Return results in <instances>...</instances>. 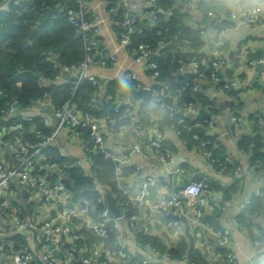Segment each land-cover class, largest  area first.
Masks as SVG:
<instances>
[{"label": "crops", "instance_id": "1", "mask_svg": "<svg viewBox=\"0 0 264 264\" xmlns=\"http://www.w3.org/2000/svg\"><path fill=\"white\" fill-rule=\"evenodd\" d=\"M110 1L112 0H92L89 7L93 12L105 16ZM169 1L172 3L167 10L162 8L160 2L155 7L158 20L149 15H140V32L132 36L129 44L120 42V17L106 20L102 25V42L109 49L118 53L120 62L114 68L93 64L89 69L97 78L95 96L93 97L96 102L101 104L104 100H111L116 106L121 102L122 97L125 98L129 95L136 101V113L139 121L134 124L123 123L120 114L114 119L106 115L103 119H98L100 129L104 132L111 152L116 157L126 155L130 158V162L126 166L130 167L131 171L128 174H122L121 183L124 190H119L121 196L115 200L120 209L119 202L122 198L136 193L145 180L153 177L155 182L147 191V202L138 207L136 214L138 226L141 229L139 231L148 228L146 235L155 238L162 245L160 248L162 251L183 244L181 255H172L171 258L160 257L161 260L166 264H187V259L198 264H226L224 249L213 232L214 228L226 225L232 228L233 236L238 243L239 264H248V258L254 254L253 239L257 234L264 232V205L262 209L248 212L259 185L263 188L264 194V126L260 125L257 120L258 116H264V68L260 63V60H264V28L260 25H247L241 16L232 18L231 12L237 10L240 5L229 4L226 0H207V9L201 7L203 0ZM256 1L262 4L264 12V0ZM181 7H186L188 14L184 24L192 28L194 34H192V45L190 44L191 40H184L175 34L181 42L178 52L183 53V57L187 53H192L193 56H206L209 59L214 46L223 47L227 63L224 77L239 79L235 87L228 89L212 80L200 82L195 100L201 107L207 102L214 104L213 109L209 111L215 121L214 128L207 129L203 126L206 118L200 116L201 110L191 117L180 109V114L183 117L190 118L189 120L194 122L191 128H186L188 131L195 129L207 141L205 146L213 152V155L222 160L225 157L231 159L226 167L217 162L211 166L202 155L198 143L191 136L183 134L182 137L189 139L188 143H184L182 137L173 133L168 127L171 119L163 110L156 111L159 115L158 124L166 134L164 146L174 155V162L160 161L148 141L150 128L147 119L148 110L154 108L152 105L156 97H161L167 92L174 96L175 93L169 90L166 82L160 80L162 72L156 78L145 66L134 61L135 46L142 42L136 41V37H148L150 32L161 26L162 21L167 20L174 11H180ZM168 37L169 35L164 30L162 34L157 35L155 45H161ZM167 53L170 58L169 49H167ZM156 57L159 61L163 59ZM208 63L210 62L208 61ZM125 70L135 71L140 77L143 87L135 89L132 83L125 80L123 78ZM75 75V73L65 72L60 75L59 79L52 78L40 82L45 86L53 83H68L75 78ZM184 76L188 78L186 75ZM145 88L152 92L149 104L142 103L144 100L143 89ZM173 96H168L167 101L173 102ZM179 100L178 95L177 104L183 108L182 104H179ZM46 102L49 103L46 106H41L37 101L27 107L20 108L19 106L17 115L19 113L36 114L37 112L52 115L56 107L55 103L51 97L46 99ZM142 109L144 110L142 111ZM164 115H166L164 122L160 123L159 121ZM14 118L15 114L8 111L1 116L0 122V163L6 167H13L17 163L15 151L21 150L30 153L34 147V142L31 143L27 137L28 132H33L34 127L14 130L11 127ZM54 121L55 119H52L53 125ZM187 124L191 125L189 122ZM53 125L48 127L51 131L54 128ZM236 126L239 135L234 138L228 132ZM199 127H202L205 133L202 129H198ZM198 130L203 133L201 134ZM89 139L87 131L65 128L57 134L51 146L58 150L62 156L70 159L73 164L90 170L92 155L86 149ZM134 143H140L146 153L141 155L134 152L132 150ZM49 158L47 152L43 153L31 170V177L46 182L43 186L29 188L18 178L11 179L10 191L5 195V198L10 201V206L5 210L0 209V238L3 241H10L14 248L19 247L18 235L23 234L27 245L37 246V257L40 259L44 250L40 247V239L46 233H51L52 237L46 248L58 257V264H61L64 257H71L79 264L86 256L91 261L87 264H96L94 259L103 248V243L98 237L92 240L93 237L85 233L81 236L80 241L72 236L52 232L51 226L47 225L51 218L55 217L57 224L72 227L75 232L79 233V230L83 229L93 232L89 223L93 219H97L93 214L85 217L81 222H73L62 217L61 211L74 202L73 196L67 189L57 190L55 199L40 203L39 197L43 195L45 189L53 186L60 179L64 180L68 175L66 167L50 162ZM236 168L239 170L235 171ZM201 176H206L210 184L204 195L206 200L203 204V215L199 216L196 206L191 204H184L180 209L173 207L166 212L155 207L159 197L171 194L189 179ZM100 192V198L108 208L107 195L110 194L114 198L113 194L103 186L100 187ZM220 192L234 203L224 218H221V213L212 205V200ZM246 201H250V203L244 209L243 204ZM23 218L27 222V228L21 231L17 223L19 219ZM236 218L241 221V226L234 224ZM129 219L130 217L127 215H121L119 218L128 245L133 249L141 248L146 251L143 248L148 242L143 244L139 242L137 237L139 231L132 232ZM172 220H176L178 226L170 225L169 222ZM198 221L208 222L211 227L206 228ZM198 229L201 230L200 238L195 234ZM112 244L114 245V240ZM9 249L6 247L5 252H9ZM151 257L159 259L156 255H151Z\"/></svg>", "mask_w": 264, "mask_h": 264}, {"label": "built area", "instance_id": "2", "mask_svg": "<svg viewBox=\"0 0 264 264\" xmlns=\"http://www.w3.org/2000/svg\"><path fill=\"white\" fill-rule=\"evenodd\" d=\"M19 2L20 0H0V7L7 8L10 2ZM60 10L66 14L68 22L74 27L75 34L80 37L83 41V57L72 63H59L54 61V66L57 72L54 73V79H59L62 73H75V78L72 79V83L78 86L80 82L84 80L91 81L94 86L97 84L96 75L90 72V66L97 64L106 68L116 67L120 60L118 53L112 49H109L102 42V25L103 23L111 18L120 17L121 31H120V42L122 44H129L134 34L140 32V15H149L150 17L158 20L157 7L159 0H112L108 3L107 13L105 16L97 14L91 10L89 4L92 0H66L60 2ZM190 2V1H189ZM186 6V4H184ZM182 12H187L186 7H181ZM241 16L244 22L250 26L260 25L264 28V12L263 6L260 2L241 4L237 10L231 12V17L235 18ZM164 31L162 26L157 27L156 34L160 35ZM181 44L177 35H170L165 42L161 45L156 46L154 43L142 41L136 44L134 49V61L137 64L143 65L146 69L150 70L151 75L159 77L161 75L160 58L168 57L167 49L170 51L171 61L174 62L178 59V48ZM208 61L210 63H208ZM262 68H264V60H260ZM209 64V65H208ZM227 63L225 58V49L220 46H214L211 50V56L208 59L206 56L196 57L191 54H186L179 60L177 67V73L185 75L186 73H194L195 78L187 80L183 83L184 88H189L192 93L195 94L200 88V82L205 80H212L216 84H220L223 88L235 87L239 79L232 78L227 79L224 77ZM125 80L132 83L135 89L143 87L142 81L138 74L132 70H125ZM168 96H173L170 92L165 93L161 97H156L154 108H151L147 112V119L150 124L148 141L149 144L154 148L160 161L165 163H173L175 160L174 155L164 146L166 134L162 131L158 124L159 115L156 111L163 110L170 117L171 121L168 127L173 133L182 137L183 131L186 128H191L192 125L187 124L186 117L178 116L179 110L189 116H195L201 109L211 111L214 107L212 102H207L202 107L198 102L193 99L183 104V108H180L177 104L178 95L173 96V102L167 101ZM50 95L45 93L42 98L36 101L41 106H46V99H49ZM94 101H96L93 98ZM49 102H51L49 100ZM17 100L14 98L10 103L8 111L15 114L14 121L11 127L14 130L22 128L26 122L34 124L35 118L40 117L41 121L46 127L52 124V119H55L53 130L50 133H46L41 129H36L35 132L38 135V141L34 144L33 150L30 153L24 151H15L17 163L13 167H6L0 163V209L5 210L9 208L10 201L5 198V195L10 191V181L13 178H18L29 188L35 186H43L46 182L40 181L37 178L31 177V170L35 167L36 161L44 153V150L52 145L55 141L57 134L65 129H77L87 131L88 136L93 141V146L97 150L104 153L106 157H112L116 162V174L119 179L117 188L118 190H124L121 178L124 167L130 162L129 156L116 157L110 150L107 139L104 132L100 129L98 118L93 111L83 110L76 106L71 100L65 101L58 108L55 107L52 115L46 114L45 112H37L36 114H21L17 115L18 111ZM115 111L121 116V121L125 124H134L139 121V117L136 113V101L132 96L122 97L121 102L115 106ZM257 120L260 125L264 126V116H258ZM34 126V125H33ZM207 129L215 127V121L213 118L205 119L204 125ZM228 134L232 137L239 135L237 126L231 129ZM191 138L194 139L202 152V155L209 161L210 165L213 166L215 162L220 163L224 167L231 161L229 157H225L224 160L213 155V152L206 148L207 143L199 133L194 132L191 134ZM184 143H188L189 139L182 137ZM91 145H86V149L91 151ZM132 150L137 154L144 155L146 153L145 148L140 143H134ZM236 168L235 171H238ZM155 180L153 177H149L145 180L139 190L127 198H122L119 202L122 216L127 212L129 204H133L137 207L142 206L147 202V191L154 184ZM210 187L206 176L199 178H191L181 187L177 188L171 194H164L158 198L155 203V207L161 211L166 212L167 210L175 207L182 208L184 204H191L196 206V212L199 216L203 215L204 202L206 200L205 192ZM59 189L66 190V185L63 179L58 180L53 186H49L45 189L43 195H41L40 203L43 201H50L55 199L56 191ZM100 190V187H97ZM263 195V188L259 185L254 198ZM114 199L120 198L118 192L113 193ZM102 201V198H99ZM250 201H246L243 204L244 209L249 205ZM213 207L221 213V218L225 217L226 212L230 209L234 203L230 198H225L222 192L218 194L212 200ZM243 209V208H242ZM243 209V210H244ZM95 207L87 198H82L78 201H74L66 206L61 211V216L67 220L73 222H81L85 217L94 214ZM120 217H113L109 214L108 208H104L100 214V217L93 219L89 223L91 230L97 234L103 243V248L99 251L95 257L96 264H115V263H127V262H138L140 264H166L160 257L171 258L172 253L170 250L162 251L152 242H148L145 246L146 251L141 248H131L128 245L126 234L124 229L120 225ZM129 225L132 232L141 230L138 226L137 216L131 215L129 219ZM199 224L204 227H211L208 222L198 221ZM172 226H178L176 220L169 222ZM236 226H241L239 219H234ZM18 228L23 231L27 228L26 220H18ZM52 228V232L64 234L66 236H72L75 239H79V233L75 232L71 227L62 226L56 223V218L53 217L47 223ZM110 231L114 233V245L110 246L103 239L107 238ZM144 233H148V228L143 229ZM214 234L219 239L220 246L224 249V257L226 264H239L237 256L238 243L235 240L232 228L230 226H222L213 229ZM22 234V233H20ZM198 238L201 237V230L198 229L195 232ZM23 235V234H22ZM24 242L26 241L25 236ZM52 234H45L40 239V247L43 248L41 258L38 259V249L34 244L30 247L25 244H19V247H14L10 241H3L0 238V264H58V257L52 253L51 250L47 249L46 246L50 243ZM254 254L248 258V264H264V232L257 234L253 239ZM6 247L10 248L9 252H5ZM151 255H156L159 259H153ZM11 259H9V258ZM89 257L83 258V263H91ZM11 262H10V261ZM187 264H198L191 259L186 260ZM61 264H78L71 257H64Z\"/></svg>", "mask_w": 264, "mask_h": 264}, {"label": "trees", "instance_id": "3", "mask_svg": "<svg viewBox=\"0 0 264 264\" xmlns=\"http://www.w3.org/2000/svg\"><path fill=\"white\" fill-rule=\"evenodd\" d=\"M65 1L61 0L60 2ZM159 2L165 10L172 3L169 0H159ZM58 3L59 0H20L19 2L11 1L7 8L0 7V122L2 120L1 116L8 112L9 105L14 98L17 100L18 107L23 108L42 98L45 93L50 95L57 108L65 101L71 100L79 108L93 111L98 119H103L105 115L111 117V119L119 117V113L115 111V106L111 100H104L101 104L93 100L96 88L89 80L80 82L78 86H75L72 81L62 84L53 83L46 86L41 83L44 80L52 79L54 73L57 72L54 61L72 63L83 57V41L75 34L74 27L68 22L66 14L60 10ZM207 6L208 1L203 0L201 7L207 9ZM180 11H174L160 25L169 36L177 34L184 40H191L190 44L192 45L193 30L184 24L188 14ZM136 38V41L154 42L155 44L156 30L150 32L148 37L138 36ZM183 55V53H179L178 59L174 62L170 61L169 56L160 59L162 69L160 80L166 82L169 90L175 95H179V104H182V106L185 102L196 98V93L193 94L191 89L183 87V83L187 78L183 74L177 73L179 60ZM36 72L40 73L41 76L38 77ZM180 112L179 110V114ZM179 114L178 116L181 115ZM189 119L187 118V122L193 125L194 122ZM33 125L26 122L22 126V128L34 127L33 132L27 134L31 143L34 142L35 144L39 139L35 132L36 129H41L46 133L51 132V129L43 124L40 117L35 118ZM198 129H202V127ZM203 131L205 133V130ZM203 131L199 132L202 134ZM194 132H196L195 129L190 131L184 129L183 134L190 137ZM88 144L92 147L90 151L92 155L90 170L73 164L70 159L62 156L51 145L45 149L44 153L47 152L50 162L66 167L68 175L64 178V182L74 201L87 198L95 207L93 216L99 218L106 204L99 201L101 192L97 187L103 186L111 194L118 192L121 196L120 191L117 189V162L112 157H106L103 152L94 148L91 138ZM123 170L124 174H128L131 168L125 166ZM263 205L264 194L251 201L248 212L262 209ZM137 213L138 207L129 204L125 215L130 217ZM85 233L93 237L92 240L96 237L101 239L94 232L83 229L79 230L80 238L78 240L81 241V236ZM137 237L142 244L152 241L153 244L162 248V245L155 238L147 236L143 231H139ZM113 240V231H110L107 238L103 239L111 246ZM17 241L20 244L25 243L22 235H18ZM182 246L183 244L171 248L172 255H181Z\"/></svg>", "mask_w": 264, "mask_h": 264}, {"label": "water", "instance_id": "4", "mask_svg": "<svg viewBox=\"0 0 264 264\" xmlns=\"http://www.w3.org/2000/svg\"><path fill=\"white\" fill-rule=\"evenodd\" d=\"M36 75L38 77L41 76L40 73H38V72H36ZM185 75L190 79H193L195 77V74L191 73V72L186 73ZM143 92H144V100L142 103L149 104L151 97H152V92L150 89H147V88L143 89ZM200 116H203L206 119L212 118V114L209 111H206L204 109H201ZM165 117H166V115H164L163 118L159 122L163 123ZM107 200L109 202V206H108L109 214L112 215L113 217H121L122 213L117 206V201L114 198H112V196H110V194L107 195ZM79 264H84V263L82 261H80Z\"/></svg>", "mask_w": 264, "mask_h": 264}, {"label": "clouds", "instance_id": "5", "mask_svg": "<svg viewBox=\"0 0 264 264\" xmlns=\"http://www.w3.org/2000/svg\"><path fill=\"white\" fill-rule=\"evenodd\" d=\"M226 2H228L229 4L241 5L242 3L243 4L255 3L256 0H226Z\"/></svg>", "mask_w": 264, "mask_h": 264}]
</instances>
